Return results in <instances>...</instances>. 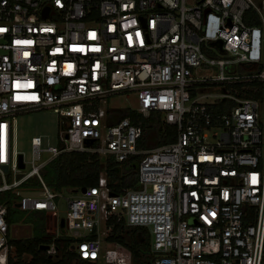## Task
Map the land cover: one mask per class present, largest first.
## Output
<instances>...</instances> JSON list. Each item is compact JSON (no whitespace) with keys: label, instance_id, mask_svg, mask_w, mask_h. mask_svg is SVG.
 Segmentation results:
<instances>
[{"label":"built area","instance_id":"built-area-1","mask_svg":"<svg viewBox=\"0 0 264 264\" xmlns=\"http://www.w3.org/2000/svg\"><path fill=\"white\" fill-rule=\"evenodd\" d=\"M208 65L217 72L196 71ZM121 92L135 94L141 115L158 111L174 138L138 148L140 125L108 122L104 96ZM42 107L63 129L58 144L30 137L24 171L14 115ZM68 151L116 162L140 153L137 186L111 192L100 170L63 196L40 169ZM1 190L14 207L52 217L48 254L68 234L69 248L93 264H264V0H0ZM5 200L0 264L12 247ZM108 218L147 228L145 263L107 239Z\"/></svg>","mask_w":264,"mask_h":264},{"label":"trees","instance_id":"trees-1","mask_svg":"<svg viewBox=\"0 0 264 264\" xmlns=\"http://www.w3.org/2000/svg\"><path fill=\"white\" fill-rule=\"evenodd\" d=\"M122 116H128L133 123L140 125L141 136L136 144L138 148H148L174 138L175 129L172 124L160 120L158 111H151L143 116L130 107L110 108L107 110V121L112 122ZM140 153L128 156L116 162L110 155L99 157L96 153L83 151L62 152L48 160L40 169V175L46 184L54 190L61 188L73 189L93 184L100 170L105 173L109 191L119 192L123 188L135 187L136 163ZM34 182V180L31 178ZM14 194L8 191L6 199V219L11 222V211L14 206L10 198ZM35 217L32 221V233L28 236L8 237L12 246V253L7 255L8 264H93L79 257L69 248L72 237L58 234L54 238L56 251L48 254L39 245L49 241L51 235L45 230V214L41 210H33ZM111 222L108 240H115L126 244L131 251L135 263H145L146 251L149 243L148 230L143 225H126L124 219Z\"/></svg>","mask_w":264,"mask_h":264},{"label":"rangeland","instance_id":"rangeland-1","mask_svg":"<svg viewBox=\"0 0 264 264\" xmlns=\"http://www.w3.org/2000/svg\"><path fill=\"white\" fill-rule=\"evenodd\" d=\"M215 56V55H212ZM218 68L216 65H208L202 68H196V71L201 74H209L217 72ZM105 104L110 105L112 108H123L136 106V98L133 92H121L111 95L104 96ZM209 99L208 97H205ZM63 118L59 116L51 107H42L37 109H31L14 115V149L19 153H22L24 171L31 167V159L33 151L30 145V137L32 135H39L41 138V147H45L49 144H58L60 132L63 129ZM46 152H40L39 158L34 160V163L45 158ZM18 156V155H17ZM21 156V155H20ZM22 163V159L20 161ZM18 163V159H17ZM6 181H10L14 178L10 172L4 173ZM20 186H15L12 189H19ZM10 190L0 191V200L4 198L5 194ZM11 192V191H10ZM63 196H71L74 191H70L66 188L61 189ZM14 197V196H13ZM56 217L64 216L65 201L60 196L56 197ZM35 217L33 210H22L16 206L11 211V222L9 224L7 235L8 237L16 236H28L32 233V221ZM52 217L47 215L45 217V228L52 227ZM68 235V234H65ZM69 236V235H68ZM71 237V236H70ZM74 241L75 238H72ZM12 247L10 252L12 253ZM44 249V248H43Z\"/></svg>","mask_w":264,"mask_h":264},{"label":"water","instance_id":"water-1","mask_svg":"<svg viewBox=\"0 0 264 264\" xmlns=\"http://www.w3.org/2000/svg\"><path fill=\"white\" fill-rule=\"evenodd\" d=\"M85 140H86V141H90V138H86ZM17 159H18V165L21 166L22 163L20 162V161H21V156H20V154H18ZM2 168H3V170H6V166H5V165H4ZM17 175H19V173H17ZM75 189H76V188H73V189H71V190H72V191H75ZM80 190L83 191V190H84V187H81ZM58 225H59V227H62V225H63V218H62V217H59ZM39 247H41V248H45V247H46V244H45V243H41V244L39 245Z\"/></svg>","mask_w":264,"mask_h":264},{"label":"crops","instance_id":"crops-1","mask_svg":"<svg viewBox=\"0 0 264 264\" xmlns=\"http://www.w3.org/2000/svg\"><path fill=\"white\" fill-rule=\"evenodd\" d=\"M46 217V216H45ZM45 230H46V228H45Z\"/></svg>","mask_w":264,"mask_h":264}]
</instances>
